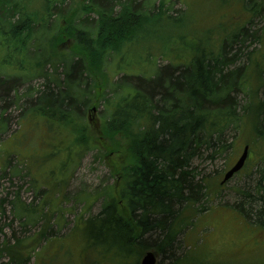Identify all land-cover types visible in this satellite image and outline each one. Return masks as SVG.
Instances as JSON below:
<instances>
[{"label": "trees", "instance_id": "16d2710c", "mask_svg": "<svg viewBox=\"0 0 264 264\" xmlns=\"http://www.w3.org/2000/svg\"><path fill=\"white\" fill-rule=\"evenodd\" d=\"M67 1L40 0L39 10L29 11L27 2L0 0L2 47L8 49L9 42L13 41L19 50L27 45L30 49L33 43L29 41L34 38L36 27L45 31L55 24L58 30L56 37L43 39L41 45H48V51L40 50V46L33 48L28 67L23 62L13 65L26 80L45 75L55 85L38 92L28 108L48 120L71 124L77 133L78 147L87 151L94 143L91 128L82 114L86 107L103 103L101 137H113L116 141L125 138L131 155L129 163L118 170L117 195H109L108 189L105 190L104 197L108 200L90 218L107 222L114 230L113 249L119 250V256L124 252L128 258L136 257L134 264L149 250L159 255L162 262L167 259L169 264H183L184 251L176 254L182 247L177 238L192 225L199 212L206 210L201 202L208 197L209 190L206 176L192 163L201 158L213 161L225 156L235 149L236 138L245 130L252 133H249L250 144L264 141V66L259 69L253 64L255 83L250 84L245 72L254 57L251 59L247 54L249 60L235 66L238 56L231 53L248 35L254 40H259L260 35L256 31L247 33L244 26L236 33L228 30L223 37L210 40V44L209 34L207 38L186 41L184 34L177 33L168 42L173 49H181L177 57H183V61L174 64L169 61L152 74L123 72L117 80L106 83L107 57L122 56L131 45L138 43L132 38L137 32H147L146 18L167 19L176 25L183 11L169 6L172 13L167 12L163 7L171 0H160L159 7L148 13L133 0H82L75 7L69 2L65 6ZM240 3L248 11L249 25L255 18H264V0H240ZM114 7L119 8L117 14L113 13ZM84 9L96 11L97 17L83 16ZM141 11L140 16L135 13ZM136 15L138 18L134 19ZM63 32L73 35L78 47L57 52L54 44L63 40ZM186 52L190 53L188 58ZM60 65L62 78L56 70ZM49 66L52 74L47 73ZM8 80H0V92L4 95L17 85L15 79ZM239 94H242V103ZM117 143L115 148L119 150ZM259 156L254 186L257 193L248 205L255 216L253 222L264 227V152ZM246 194L250 196L243 192ZM255 201L261 205L259 208H254L258 205L253 204ZM238 204L240 214L251 219ZM27 211L30 210L22 207L16 210L18 215ZM6 246L2 250L9 254V264H17L19 259L27 262L34 251L33 246L23 251L26 248L22 244L19 249L12 245L7 252Z\"/></svg>", "mask_w": 264, "mask_h": 264}, {"label": "rangeland", "instance_id": "374dc122", "mask_svg": "<svg viewBox=\"0 0 264 264\" xmlns=\"http://www.w3.org/2000/svg\"><path fill=\"white\" fill-rule=\"evenodd\" d=\"M18 1L27 2L29 11L39 10L40 0ZM133 1L139 3L138 7L145 8L146 13L148 10L153 12L160 4V0ZM68 2L75 7L82 0H68L65 6ZM169 6L183 11L182 18L176 25L167 19L146 18L144 29L147 32H137L132 38L135 43L139 42L131 45L122 56L110 54L107 57L104 67L106 83L117 80L123 72L152 74L157 67L165 66L169 61L172 64L183 61V57H177L181 49H173L168 42V38L177 33L184 34L186 41L192 38L200 40L201 36L207 38L209 34V39L205 40L211 44L210 40L223 37L228 30L236 33L244 26L247 33L256 31L260 39L254 40L248 35L242 44L238 43L231 49V53L238 56L235 66L243 64L247 54L251 59L254 57L245 73L250 77V84L255 83L256 67L253 64H257L259 69L264 66V18H255L249 25L248 11H244L240 0H171L163 8L172 13ZM117 9L114 7L113 13ZM84 12L88 17L97 16L96 11L84 9ZM135 13L140 16L142 11ZM137 15L134 19L138 18ZM226 25L228 27L223 28ZM57 31L55 24L52 30L43 31L36 27L34 38L29 41L33 43L30 49L27 45L24 50H19L13 41L9 42L8 49L0 44V80L15 79L17 84L9 89L8 95L0 92V129L4 127L0 131V264L10 262L9 254L2 250L4 245H7L8 252L12 245L19 249L22 244L25 248L33 246L34 251L27 262L19 259L17 264H134L136 257L128 258L124 252L119 256V250L113 249L114 230L106 225L107 222L90 218V215L96 216L108 200L104 197L105 190L108 189L109 195H117L119 187L115 182L118 170L129 163L131 155L127 140H117V150L116 138L101 137L99 126L103 103L100 101L95 112L88 106L82 114L91 128L94 143V147L83 151L78 147L77 133L71 124L51 117L48 120L28 108L38 92L48 85L55 87L54 83L45 75L26 80L18 69L13 68L18 62L26 63L28 67L37 46L48 51V45H41L43 39L51 34L56 37ZM63 36L59 44H54L57 52L78 47L73 35L63 32ZM160 51L166 55L162 56ZM189 56L190 53L186 52L185 57ZM46 70L52 74L50 66ZM56 70L62 78V65ZM98 81L102 83L101 78ZM238 98L242 103V94ZM249 133L247 130L241 132L235 140V149L225 156H218L213 161L201 158L192 163L206 176L209 190L208 197L201 202L206 210L199 212L192 225L187 226L177 238L182 247L176 254L184 251L183 264H264V227L253 222L255 216L248 205L257 193L254 189L256 162L259 154L264 152V141L250 144ZM245 143L250 145L246 164L227 183L220 185L219 180L238 159ZM245 191L250 196H244ZM236 204L245 208L251 219L242 216ZM260 206L258 204L254 208ZM21 207L30 211L18 215L16 210ZM157 264H169V260L162 262L159 258Z\"/></svg>", "mask_w": 264, "mask_h": 264}, {"label": "water", "instance_id": "95a60500", "mask_svg": "<svg viewBox=\"0 0 264 264\" xmlns=\"http://www.w3.org/2000/svg\"><path fill=\"white\" fill-rule=\"evenodd\" d=\"M91 110L94 112L96 110L95 107H92ZM248 154V145H245L242 149V152L236 162L226 171L223 175L221 183L228 181L233 174L241 170L244 162L247 159ZM157 260V255L153 251H147L142 255L141 260L138 264H155Z\"/></svg>", "mask_w": 264, "mask_h": 264}]
</instances>
